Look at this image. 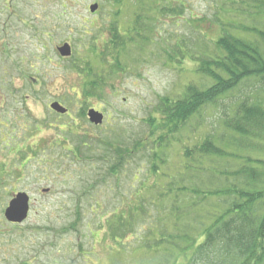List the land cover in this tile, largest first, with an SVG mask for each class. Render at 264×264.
Returning <instances> with one entry per match:
<instances>
[{
  "label": "rangeland",
  "instance_id": "obj_1",
  "mask_svg": "<svg viewBox=\"0 0 264 264\" xmlns=\"http://www.w3.org/2000/svg\"><path fill=\"white\" fill-rule=\"evenodd\" d=\"M140 1H123L126 4L115 16L113 0H0V264H162L168 246L141 249L142 231L135 223L128 237H121L122 245L112 242L111 237L123 236L115 230L114 212L129 214L128 203L136 205V176L149 187L156 183L163 189L164 174L178 177L183 168L180 140L193 134L175 135V143L158 153L166 161L156 174L146 173L154 160L136 155L124 160L117 177H110L102 156L108 142L129 145L146 132L150 135L147 121L159 118L155 111L160 100H176L190 83L199 88L211 84L193 73L188 59L178 64L176 46L213 54L212 41L220 35L215 16L227 21L233 15L229 4L228 11L218 13L219 0H155L158 7L169 6L177 12L159 14L156 8L146 17L151 25L145 32L143 22L133 18ZM93 4L98 5L95 14L89 10ZM252 18H261L256 9ZM238 20L248 26L252 22L245 14ZM261 27L264 30V21ZM231 32L238 38L256 39L235 33V28ZM123 35L129 41L127 49L112 44ZM64 44L70 48L68 58L57 53ZM260 45L264 55V43ZM110 69L117 73L108 74ZM86 79L103 85L96 87V96L82 95ZM52 102H59L68 114L59 117L52 112ZM90 109L99 110L100 124L88 120ZM210 115L204 116L211 119ZM191 124L199 122L195 119ZM206 127L199 131L201 135ZM18 194L29 197V214L22 224L13 225L4 211ZM146 196L143 202L154 214L152 204L159 201V192L149 190ZM160 210L165 216L171 210L167 199ZM177 224H168L169 232L178 229ZM163 227L156 228L162 231ZM191 233L198 241L199 232Z\"/></svg>",
  "mask_w": 264,
  "mask_h": 264
},
{
  "label": "trees",
  "instance_id": "obj_2",
  "mask_svg": "<svg viewBox=\"0 0 264 264\" xmlns=\"http://www.w3.org/2000/svg\"><path fill=\"white\" fill-rule=\"evenodd\" d=\"M123 1L113 0L117 6L115 16L126 4ZM154 1L143 0L136 5L140 8L133 18L136 22H143L142 30L145 32L151 25L146 17L151 16L156 8L159 14L177 12L169 6L160 8ZM218 2V13L228 11L225 6L229 4L233 16L227 21L215 16L213 23L220 33L218 39L212 41L215 52L209 55L191 53L176 46L178 64L188 59L193 64V73L211 84L199 88L190 83L176 100H160L155 111L159 118L149 117L147 121L150 135L146 132L143 139H136L129 145H118L121 141L116 140L108 142L109 149L104 152L105 157L102 156L110 177H117L124 168V160L136 155L142 156L144 161L154 160L152 170L146 173L156 174L159 172L156 169L166 161L165 156L162 158L158 153H163L175 143V135L183 138L188 132L193 134L186 141L180 140L181 150L178 152L183 159L180 176L172 178L164 174V179H167L164 189L156 183L149 187L148 182L136 176L133 182H138L139 188L135 190L134 185H129L135 190L136 205L132 201L128 203L131 205L129 214L114 212L117 217L114 221L118 225L115 230L123 236L111 237L112 242L122 245L121 237L127 238V232L135 229L129 227L135 223L142 231L138 238L141 249L153 251L157 247L168 246L169 250L162 254V264H170L171 260L174 264L184 261V264H264V55L260 45V42L264 43L261 27L264 0ZM181 6L184 7L183 4ZM251 6L258 11L259 20L252 18L255 9ZM244 14L251 18L250 26L238 20L239 15ZM192 20L198 24L202 22L201 19ZM234 20L238 21L234 24ZM234 28L235 33L241 31L256 39L238 38L231 32ZM137 35L140 36L141 32L138 31ZM128 42L123 35L116 36L112 44L127 49ZM110 70H107L108 74L117 73ZM87 75L91 78L90 73ZM94 82L86 79L82 95L96 96V87L100 89L103 85L98 81L96 86ZM243 87L248 90L246 93L241 92ZM84 113L82 111L81 115ZM205 114H211V119L205 118ZM195 119L199 124L193 126L191 123ZM209 120L211 122L208 123ZM204 125L208 127L201 135ZM79 147L76 145L78 152L81 150ZM149 190L160 195L159 201L154 200L152 204L156 208L154 214L143 202ZM163 199L171 205L166 216L160 210ZM95 205L99 207L98 202ZM104 217L109 216L105 214ZM186 218H190L189 222ZM110 221L113 224V220ZM167 223H179L178 229L171 228L173 231L169 232ZM157 225L164 226L162 231L156 228ZM193 229L199 232L198 241L189 235ZM174 232L175 236L171 234Z\"/></svg>",
  "mask_w": 264,
  "mask_h": 264
},
{
  "label": "water",
  "instance_id": "obj_3",
  "mask_svg": "<svg viewBox=\"0 0 264 264\" xmlns=\"http://www.w3.org/2000/svg\"><path fill=\"white\" fill-rule=\"evenodd\" d=\"M97 10V5H92L90 7V12L94 13ZM59 54L62 57H69L70 56V48L66 44L64 47L58 49ZM51 109L60 113L64 114L66 110L59 106L57 103L52 104ZM88 118L90 122L94 124H100L102 122V115L99 113L94 112L93 110L89 111ZM29 197L26 194H18L8 205L6 210L4 211L5 219L12 224H21L27 219L28 212H29Z\"/></svg>",
  "mask_w": 264,
  "mask_h": 264
},
{
  "label": "flooded vegetation",
  "instance_id": "obj_4",
  "mask_svg": "<svg viewBox=\"0 0 264 264\" xmlns=\"http://www.w3.org/2000/svg\"><path fill=\"white\" fill-rule=\"evenodd\" d=\"M4 48H5V49H3V50L5 51V57H7V58L9 59V57H8L7 54H6V53H7V52H6L7 49H6V47H4ZM3 50H2V51H3ZM97 111H99V110H97ZM66 115H67V114L62 115V116H61V115H58V116H59V117H63V116H66Z\"/></svg>",
  "mask_w": 264,
  "mask_h": 264
}]
</instances>
